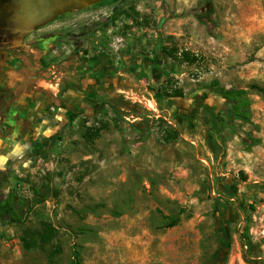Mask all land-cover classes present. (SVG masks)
I'll return each instance as SVG.
<instances>
[{"label": "rangeland", "instance_id": "374dc122", "mask_svg": "<svg viewBox=\"0 0 264 264\" xmlns=\"http://www.w3.org/2000/svg\"><path fill=\"white\" fill-rule=\"evenodd\" d=\"M36 2L53 11L18 20L19 0H0V62L91 75L97 111L78 131L88 121L87 137L117 128L132 143L66 146L79 164L92 155L84 170L66 179L68 161L39 193L16 189L25 220L0 224V264H264V0ZM212 81L246 91L249 120ZM105 149L120 164L103 172ZM122 165L141 181L108 192ZM82 170L97 173L86 192Z\"/></svg>", "mask_w": 264, "mask_h": 264}, {"label": "crops", "instance_id": "0c3cea01", "mask_svg": "<svg viewBox=\"0 0 264 264\" xmlns=\"http://www.w3.org/2000/svg\"><path fill=\"white\" fill-rule=\"evenodd\" d=\"M65 64L64 61L55 63V69L50 71V75L33 77L30 73H16L14 64L8 65L13 68L6 71L0 68V83L3 84L1 90H7L6 106L0 111V198H4L11 190L15 189L16 192V189L21 188L25 191L31 187L33 192L39 193V189H44L47 174L54 170L62 171V164L71 162L70 168L65 167L66 179L74 175L73 172L84 170L88 164L83 161L89 162L92 155L86 154L79 164L74 161L77 155L75 150H64L66 146L75 148L90 144L96 148L112 147L116 141L125 145L132 143L131 134L125 132L121 137L117 128L101 130L102 136L89 138L86 133V130H91L88 121L83 122L81 131H78L79 120L91 119L97 111L94 80L91 75L83 80L84 75H79L77 68L63 72L62 66ZM173 103L180 113L186 115L185 100L176 98ZM138 142L140 144L141 141ZM111 152V149L104 150L107 157H111ZM116 161L112 157L108 161L101 160L100 170L104 172L108 166L118 168L120 160ZM125 167L120 166L118 174H111V170H107L106 181L110 185L108 192L116 185L127 187L130 183L141 181L136 170L128 165L129 169ZM83 170L78 174H81L84 186L82 191L88 186V180L97 174H87ZM88 218L82 216L84 220L81 224H89Z\"/></svg>", "mask_w": 264, "mask_h": 264}, {"label": "trees", "instance_id": "16d2710c", "mask_svg": "<svg viewBox=\"0 0 264 264\" xmlns=\"http://www.w3.org/2000/svg\"><path fill=\"white\" fill-rule=\"evenodd\" d=\"M218 82L212 81L209 88L214 90L220 95L221 100L227 101L231 107L233 115L243 120H249L250 112L249 105L250 100L247 97V93L243 89H225L218 88ZM174 97H182V94L175 95ZM97 132L95 135H97ZM25 207L26 201L19 196L14 190L9 191L6 197L0 199V224L1 223H13L21 224L25 220ZM48 230L50 226L47 225ZM51 234L42 236L45 240L50 238ZM73 264H80L77 257L73 258Z\"/></svg>", "mask_w": 264, "mask_h": 264}, {"label": "water", "instance_id": "95a60500", "mask_svg": "<svg viewBox=\"0 0 264 264\" xmlns=\"http://www.w3.org/2000/svg\"><path fill=\"white\" fill-rule=\"evenodd\" d=\"M65 3L60 4V7H58L57 9H62L61 7L64 6ZM40 5H37L36 0H19V4L15 5L13 7L15 13L20 16L21 18H25L24 13L26 11L27 15H29L28 17H30L31 12H33V14L35 16H42V15H50V13L53 11V9L51 8V6L48 3H44V5L42 6L43 9L40 10ZM40 11H42L40 13ZM41 14V15H40ZM220 96V95H219Z\"/></svg>", "mask_w": 264, "mask_h": 264}, {"label": "flooded vegetation", "instance_id": "af4514ba", "mask_svg": "<svg viewBox=\"0 0 264 264\" xmlns=\"http://www.w3.org/2000/svg\"><path fill=\"white\" fill-rule=\"evenodd\" d=\"M6 60H1V62H0V68L1 69H3V71H6V67H5V65H6V63H7V61L5 62ZM3 87V84L2 83H0V91H3V90H1V88ZM4 109V106H1L0 105V111H2ZM2 123V120H0V124ZM9 193V192H8ZM7 193V194H8ZM6 197V196H5ZM1 199V198H0Z\"/></svg>", "mask_w": 264, "mask_h": 264}, {"label": "bare ground", "instance_id": "6f19581e", "mask_svg": "<svg viewBox=\"0 0 264 264\" xmlns=\"http://www.w3.org/2000/svg\"><path fill=\"white\" fill-rule=\"evenodd\" d=\"M67 6H68V3L64 4V6H62L61 8H66Z\"/></svg>", "mask_w": 264, "mask_h": 264}]
</instances>
